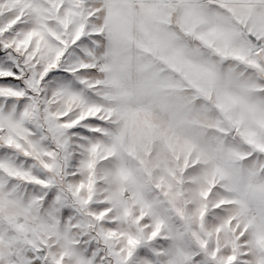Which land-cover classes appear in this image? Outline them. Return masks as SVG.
Here are the masks:
<instances>
[{
	"label": "snow or ice",
	"instance_id": "obj_1",
	"mask_svg": "<svg viewBox=\"0 0 264 264\" xmlns=\"http://www.w3.org/2000/svg\"><path fill=\"white\" fill-rule=\"evenodd\" d=\"M0 264H264V0H0Z\"/></svg>",
	"mask_w": 264,
	"mask_h": 264
}]
</instances>
